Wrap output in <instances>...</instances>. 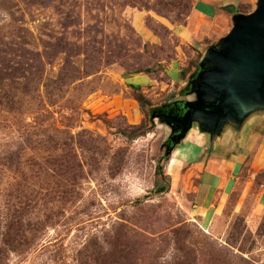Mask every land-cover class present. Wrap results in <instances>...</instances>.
I'll return each instance as SVG.
<instances>
[{"label": "rangeland", "instance_id": "rangeland-1", "mask_svg": "<svg viewBox=\"0 0 264 264\" xmlns=\"http://www.w3.org/2000/svg\"><path fill=\"white\" fill-rule=\"evenodd\" d=\"M257 7L0 0V264H264V166L246 160L206 228L156 123L166 110L149 108L147 98L160 103L166 93L127 84L148 75L169 85L171 68L196 79L234 18ZM197 11L210 19H192ZM141 19L156 37L139 34ZM188 23L196 38L183 44L170 28ZM118 96L141 101L143 118L114 104ZM263 109L249 126L264 123Z\"/></svg>", "mask_w": 264, "mask_h": 264}, {"label": "water", "instance_id": "water-1", "mask_svg": "<svg viewBox=\"0 0 264 264\" xmlns=\"http://www.w3.org/2000/svg\"><path fill=\"white\" fill-rule=\"evenodd\" d=\"M225 9L235 8L230 4ZM233 21L234 29L220 42L219 50L211 48L202 61L211 67L203 65L196 79L190 77L189 101H175L185 113L170 110L155 116L172 144L169 159L192 129L213 143L228 130L240 132L264 108V0H258L254 13L237 15ZM167 107L171 105L163 109Z\"/></svg>", "mask_w": 264, "mask_h": 264}, {"label": "crops", "instance_id": "crops-1", "mask_svg": "<svg viewBox=\"0 0 264 264\" xmlns=\"http://www.w3.org/2000/svg\"><path fill=\"white\" fill-rule=\"evenodd\" d=\"M195 16L205 19L209 18L200 11H197L196 15L193 14L191 18L193 19ZM208 22L209 24L213 23V20H209ZM190 24L188 23L187 26H172L170 28L171 32L183 44H187L188 41L196 38L194 37L196 36V32L192 30ZM135 27L144 38L150 40L154 36L144 26L142 19L140 21L136 20ZM167 75L170 84L162 83V85L166 86L160 85V83L148 75L129 78L127 84L132 89L144 90L145 94L156 90L166 93V98L160 103L147 98L153 106H156L153 108H156V110L163 109L162 106L169 104L175 106L177 101L186 99L185 91L189 88L190 81L189 74L184 75L182 70L176 68H171L170 71H167ZM149 96L151 97V95ZM113 103L117 104L124 111H132L136 118L141 119L144 116L141 110L142 105L135 100H125L123 96H118L113 99ZM179 104L177 105L179 106ZM166 109L171 108L167 107ZM252 122L254 121L252 120ZM251 123L246 124L237 133L232 130L226 131L213 143L209 141V137L201 135L198 129L194 128L189 132L182 144L173 152L172 159L176 160L175 165L178 167L180 175L187 179L181 177L191 182L190 192H192L193 202L191 203L190 212L206 228L211 226L212 220L218 211L223 208L224 201L232 198L236 192L246 160L252 157V161L260 162L264 166V134H262L264 123H257L253 127L249 126ZM260 149L262 150L261 155ZM255 150L259 151L255 152ZM185 171H187L186 176L182 174ZM258 197V204L261 207L264 205V190Z\"/></svg>", "mask_w": 264, "mask_h": 264}, {"label": "trees", "instance_id": "trees-1", "mask_svg": "<svg viewBox=\"0 0 264 264\" xmlns=\"http://www.w3.org/2000/svg\"><path fill=\"white\" fill-rule=\"evenodd\" d=\"M139 103L142 105V102L141 101H139ZM149 108H150V110H156V108H152V109H151V107H149ZM161 110H159L158 113H160ZM164 110H166V111H162L163 113H167L170 110H174V113L179 114V115H183L185 113V110H184V106L183 105H179V106L173 107L171 109H164ZM148 111H149V109H148Z\"/></svg>", "mask_w": 264, "mask_h": 264}, {"label": "flooded vegetation", "instance_id": "flooded-vegetation-1", "mask_svg": "<svg viewBox=\"0 0 264 264\" xmlns=\"http://www.w3.org/2000/svg\"><path fill=\"white\" fill-rule=\"evenodd\" d=\"M176 114V113H175Z\"/></svg>", "mask_w": 264, "mask_h": 264}]
</instances>
